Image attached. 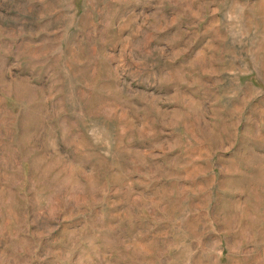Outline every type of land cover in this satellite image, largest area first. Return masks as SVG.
<instances>
[{
    "label": "rangeland",
    "instance_id": "obj_1",
    "mask_svg": "<svg viewBox=\"0 0 264 264\" xmlns=\"http://www.w3.org/2000/svg\"><path fill=\"white\" fill-rule=\"evenodd\" d=\"M0 264H264V0H0Z\"/></svg>",
    "mask_w": 264,
    "mask_h": 264
}]
</instances>
